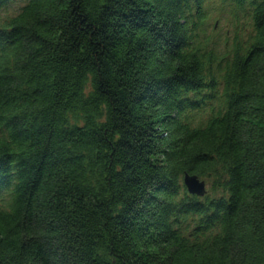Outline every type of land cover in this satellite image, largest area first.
Masks as SVG:
<instances>
[{
  "label": "trees",
  "instance_id": "1",
  "mask_svg": "<svg viewBox=\"0 0 264 264\" xmlns=\"http://www.w3.org/2000/svg\"><path fill=\"white\" fill-rule=\"evenodd\" d=\"M17 2L0 264H264V0Z\"/></svg>",
  "mask_w": 264,
  "mask_h": 264
},
{
  "label": "rangeland",
  "instance_id": "2",
  "mask_svg": "<svg viewBox=\"0 0 264 264\" xmlns=\"http://www.w3.org/2000/svg\"><path fill=\"white\" fill-rule=\"evenodd\" d=\"M213 6L208 9V15L210 18L209 25L213 26L215 22L218 29L221 30L222 34L218 32V38L217 41L218 43H223L225 40L224 33L225 32H230L232 30V25H231V20H232V11L228 10L227 12L225 10H222L220 12V6L218 5L217 1H211ZM25 3L24 2H17L14 4H11L8 6L5 10L0 12V23L3 24L5 21L16 17L20 10L24 7ZM205 184V191H209L208 185L204 182Z\"/></svg>",
  "mask_w": 264,
  "mask_h": 264
},
{
  "label": "water",
  "instance_id": "3",
  "mask_svg": "<svg viewBox=\"0 0 264 264\" xmlns=\"http://www.w3.org/2000/svg\"><path fill=\"white\" fill-rule=\"evenodd\" d=\"M183 186L191 197L203 198L205 196V185L195 177L184 176Z\"/></svg>",
  "mask_w": 264,
  "mask_h": 264
}]
</instances>
